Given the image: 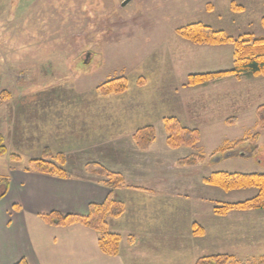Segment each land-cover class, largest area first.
Listing matches in <instances>:
<instances>
[{"label":"rangeland","instance_id":"1","mask_svg":"<svg viewBox=\"0 0 264 264\" xmlns=\"http://www.w3.org/2000/svg\"><path fill=\"white\" fill-rule=\"evenodd\" d=\"M124 1L0 0V135L8 154L20 158L14 163L8 155L1 157L0 177L9 166L40 159L44 149L65 154L71 170L79 164L74 156H111L96 145L99 135L100 143L107 142L113 118L121 120L125 132L147 122L159 124L160 117L191 122V129L200 132L197 154L205 163L179 166L182 156H172L180 158L173 167L206 169H194L193 178L180 177L177 194L158 195L156 188L170 182L162 181L167 163L156 166L158 181L141 184L148 192L116 193L125 209L110 229L129 233L142 251L151 249L165 264L171 254L189 251L197 257L229 254L239 264H255L264 255V234L256 242L251 231L257 219L264 231V211L217 216L213 209L252 199L257 190L219 191L210 198L199 190L210 171L264 173V130H258L255 116L264 106V76H228L186 87L190 75L232 70L234 50L194 45L177 31L202 23L233 39H264V0H131L121 7ZM119 77L127 82L124 94L99 95L98 86ZM123 105L128 111L108 110ZM210 118L223 123L216 126L212 119L209 126ZM256 133L255 147L247 142L235 151L245 156H212L216 147ZM194 221L206 230L202 240L190 237ZM193 225L192 234L201 237L203 228ZM242 232L247 237L241 239ZM190 240L201 243L197 250Z\"/></svg>","mask_w":264,"mask_h":264},{"label":"crops","instance_id":"2","mask_svg":"<svg viewBox=\"0 0 264 264\" xmlns=\"http://www.w3.org/2000/svg\"><path fill=\"white\" fill-rule=\"evenodd\" d=\"M128 109L129 107L125 105L108 108L109 111L114 113L128 111ZM2 116L3 113L0 112V118ZM164 118L160 117L158 119L160 120L159 124L147 122L132 126L126 132L121 130V120L111 119L109 123L114 128L112 133L107 136V142L100 143L99 135L96 145L98 147L100 145L106 147L111 156L97 158L74 156V160L79 164L72 170L68 168V162L65 164L68 176L66 179L27 172L25 170L27 165L9 166L5 177H0V180H7L6 193L0 198V264H17L20 261H24L26 264H165L163 263L164 258H157L156 253L150 252L151 249L142 251L141 247L138 246V242L129 233L110 229V223L119 221L122 216L118 219H107L106 232L120 237L119 253L115 257H109L101 253L98 246L100 236L98 232H94L79 224L67 227H53L47 225L41 219V216L52 212L62 215L86 216L89 205L102 204L110 192L111 197L115 201L124 205L121 197L116 193L122 189L148 192L141 184L143 181H158L161 170L156 166L162 163H167L165 169L161 172L162 181L165 179L170 184L157 187L154 194H177V190L180 189L178 183L180 177H185L184 179L193 178L196 175L193 171L194 169H201V167L206 169V166L176 168L173 165H176L177 160L180 158H172V156L185 158L186 156L197 154V147L202 140L194 148L169 149L165 143L166 133L162 123ZM210 120L215 121L216 126H219L217 123H223L220 119L210 118L209 126L213 123ZM180 123L189 129L194 126L191 125V122L187 125L183 121ZM147 125L154 127L156 139L147 151H139L132 141V135L135 130ZM93 142L91 145H95ZM84 144L86 145V141ZM219 147H216L213 153ZM65 152L69 155V151ZM58 153L62 152L59 151ZM229 154L225 155L240 156L242 154V156H245L244 153ZM67 160L69 161V158ZM88 162L97 163L107 171L121 175L125 180V187L110 191L103 185L104 179L102 177L90 175L84 171V166ZM211 173V171L208 172L209 175ZM219 191L222 190L203 185V187H200L199 193H203L207 198H210L211 194H218L220 193ZM3 192L4 187L0 185V195ZM255 223L256 229L251 231L254 232L251 237L252 240L257 242L256 238L263 236L264 231L260 233V219H257ZM193 224L201 226V223L195 221L191 223L190 237L198 240L206 237V230L202 226L203 235L201 237L194 236L192 234ZM238 230L242 231L244 228ZM238 236L241 239L244 236L247 237L243 232L238 234ZM217 237V240L221 239L222 241L221 234L217 235ZM224 240L226 239L224 238ZM144 242L148 243V238H144ZM191 244L197 250L201 243L191 242ZM139 249L141 250L137 254ZM197 256L194 255V252L189 251L184 253L183 256H180L179 253L177 255L171 254L166 260L169 261L168 264H182V262H184L183 264H195L199 258L204 257Z\"/></svg>","mask_w":264,"mask_h":264},{"label":"trees","instance_id":"3","mask_svg":"<svg viewBox=\"0 0 264 264\" xmlns=\"http://www.w3.org/2000/svg\"><path fill=\"white\" fill-rule=\"evenodd\" d=\"M177 34L180 38L189 41L198 46H225L230 45L234 50L233 68L230 71L194 74L187 78L186 87L198 86L219 78L250 74L255 77L264 76V39L254 38L251 35H245L238 39H233L225 35L222 31L213 30L211 27L202 23H195L178 29ZM97 92L102 97L109 95L124 94L127 90V82L124 77L109 80L97 88ZM6 94V93H5ZM4 97H6V95ZM258 130H264V106L255 111ZM163 126L166 133V146L169 149L194 148L201 140L200 132L197 129H189L181 125L175 117L163 119ZM230 122L228 125H233ZM155 129L151 125H147L135 130L132 135V141L139 151H147L155 142ZM259 139V133L252 136L242 138L232 142H226L219 147L212 156L216 154L225 155L234 153L241 145L249 142L254 145ZM12 162L19 163L20 158L16 155L8 154V150L4 145V138L0 135V157L7 156ZM204 161V157L200 154H192L177 164L179 166H193ZM65 156L61 153L52 154L48 149L42 151L40 159L30 160L25 170L41 175L58 177L66 179L67 172L65 170ZM87 174L104 178L103 185L110 191L120 189L125 186L124 178L116 173H112L104 169L97 163H88L84 166ZM203 184L210 187L218 188L225 192L234 190L256 189L257 194L252 199L236 204H225L216 206L213 213L217 216H225L226 214L249 211H264V173H227L213 172L207 178L203 179ZM0 185L4 187V192L0 195L2 198L6 193L7 180L1 179ZM124 205L115 201L111 197V192L102 204H91L88 207L86 216L62 215L52 212L48 215L41 216V219L49 226L67 227L79 224L94 232L100 234L98 246L106 256L115 257L119 253L120 237L116 234L106 232L108 218H118L124 212ZM193 227L197 228L196 225ZM201 231V229L198 227ZM196 234V231H193ZM17 264H26L20 261ZM195 264H239L233 256L227 254L211 255L199 258ZM255 264H264V255Z\"/></svg>","mask_w":264,"mask_h":264},{"label":"water","instance_id":"4","mask_svg":"<svg viewBox=\"0 0 264 264\" xmlns=\"http://www.w3.org/2000/svg\"><path fill=\"white\" fill-rule=\"evenodd\" d=\"M131 0H125L122 4H121V7H124L126 6Z\"/></svg>","mask_w":264,"mask_h":264}]
</instances>
